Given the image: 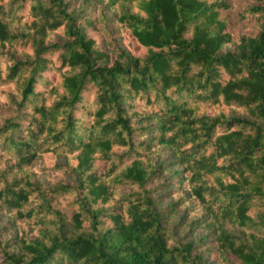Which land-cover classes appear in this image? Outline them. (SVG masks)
<instances>
[{
	"label": "trees",
	"instance_id": "16d2710c",
	"mask_svg": "<svg viewBox=\"0 0 264 264\" xmlns=\"http://www.w3.org/2000/svg\"><path fill=\"white\" fill-rule=\"evenodd\" d=\"M0 216V264H264V0H0Z\"/></svg>",
	"mask_w": 264,
	"mask_h": 264
},
{
	"label": "rangeland",
	"instance_id": "374dc122",
	"mask_svg": "<svg viewBox=\"0 0 264 264\" xmlns=\"http://www.w3.org/2000/svg\"><path fill=\"white\" fill-rule=\"evenodd\" d=\"M167 155H164V156H162L161 158H159V161L160 162H165V157H166ZM40 169H42L41 167H40ZM48 177H50V178H53V175L52 174H50V173H46V172H44V171H42V173H40L39 175H38V179L40 178L41 180H45L46 178H48ZM169 204V201L168 202H166V203H164L162 206H161V208H164V207H166L167 205ZM181 214L180 215H178V217L174 220V224H178L179 222H180V220H181ZM6 223H7V219L5 218H3V217H1L0 216V228L1 227H3V226H5L6 225ZM178 232H179V234H181L182 236H185V238L187 239V240H192V238H193V235L191 234V233H189V232H187V230H184L183 231V228H179L178 229Z\"/></svg>",
	"mask_w": 264,
	"mask_h": 264
}]
</instances>
